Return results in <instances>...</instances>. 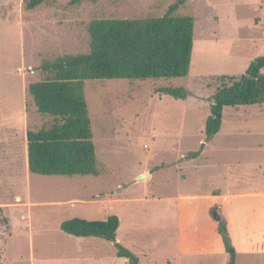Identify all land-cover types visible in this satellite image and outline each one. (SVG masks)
<instances>
[{"label": "rangeland", "instance_id": "rangeland-1", "mask_svg": "<svg viewBox=\"0 0 264 264\" xmlns=\"http://www.w3.org/2000/svg\"><path fill=\"white\" fill-rule=\"evenodd\" d=\"M176 1L48 0L28 10L25 0H0V264H130L115 241L60 227L113 214L116 241L140 264H226L219 233L213 252L192 247L203 233L219 232L218 214L233 224L237 264H264V251L245 248L255 220L241 224L238 204L225 199L264 189V103L225 107L221 130L210 139L205 133L210 97L264 55V0H187L174 13L195 17L187 76L86 80L99 175L28 168L27 130L55 121L28 93L46 78L41 65L88 53L94 19L161 17ZM178 86L186 99L158 92ZM144 173L150 176L139 179Z\"/></svg>", "mask_w": 264, "mask_h": 264}, {"label": "trees", "instance_id": "trees-1", "mask_svg": "<svg viewBox=\"0 0 264 264\" xmlns=\"http://www.w3.org/2000/svg\"><path fill=\"white\" fill-rule=\"evenodd\" d=\"M48 0H25V8L35 9ZM82 0H70L72 5ZM187 0L173 3L167 13L154 18L94 19L88 26L90 51L66 54L45 61L41 69L46 78L28 85L39 113L55 118L50 126L27 130L28 168L41 175H99L96 145L85 96L89 79H149L187 76L194 48L195 17L174 13ZM211 97L210 115L206 120L208 139L223 124L225 107L264 103V55L250 63L240 77H229ZM158 92L186 99L182 87H161ZM193 156L197 152L190 153ZM219 232L203 233L194 248L213 251V241L222 236L226 264H237V250L229 237V222L221 214ZM61 229L77 237H95L115 241L117 256L130 264H140L136 254L116 241L120 218L113 214L105 219L73 217L62 221ZM264 248V243L262 246ZM253 245L254 250L261 248Z\"/></svg>", "mask_w": 264, "mask_h": 264}, {"label": "crops", "instance_id": "crops-1", "mask_svg": "<svg viewBox=\"0 0 264 264\" xmlns=\"http://www.w3.org/2000/svg\"><path fill=\"white\" fill-rule=\"evenodd\" d=\"M27 162H28V154H27ZM225 199H226V203L228 200H232L238 204L239 217L237 221L240 220L241 224L243 223L246 224L248 223V221L251 223V222H254L253 220H255L254 224H256V229L254 230V233H253L255 235V238L249 240L247 246H245L246 251H248L252 255L256 251H264V248L261 247L262 244L264 243V189L260 187L259 188L256 187V188H250L247 190H238L236 192L225 195ZM232 227H233V224L229 222L230 232L232 230L231 229ZM258 239H261L262 242L259 243ZM254 244H258L261 248L258 250H254L253 249ZM193 250L201 251L204 253L209 252L202 248H194ZM236 250H237V258H238V249L236 248ZM213 251H210V252H213Z\"/></svg>", "mask_w": 264, "mask_h": 264}, {"label": "water", "instance_id": "water-1", "mask_svg": "<svg viewBox=\"0 0 264 264\" xmlns=\"http://www.w3.org/2000/svg\"><path fill=\"white\" fill-rule=\"evenodd\" d=\"M146 175H148V174H145V173L142 174V175L139 177V179L145 178ZM217 220H219V218H218Z\"/></svg>", "mask_w": 264, "mask_h": 264}, {"label": "bare ground", "instance_id": "bare-ground-1", "mask_svg": "<svg viewBox=\"0 0 264 264\" xmlns=\"http://www.w3.org/2000/svg\"><path fill=\"white\" fill-rule=\"evenodd\" d=\"M146 174H147V173H146ZM148 175H149V174H148ZM146 176H147V175H146ZM146 176H145V177H146Z\"/></svg>", "mask_w": 264, "mask_h": 264}]
</instances>
